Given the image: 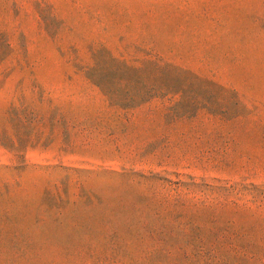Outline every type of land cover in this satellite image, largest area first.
I'll list each match as a JSON object with an SVG mask.
<instances>
[{
    "label": "rangeland",
    "instance_id": "rangeland-1",
    "mask_svg": "<svg viewBox=\"0 0 264 264\" xmlns=\"http://www.w3.org/2000/svg\"><path fill=\"white\" fill-rule=\"evenodd\" d=\"M101 49L209 91L110 107ZM0 264H264V0H0Z\"/></svg>",
    "mask_w": 264,
    "mask_h": 264
},
{
    "label": "trees",
    "instance_id": "trees-1",
    "mask_svg": "<svg viewBox=\"0 0 264 264\" xmlns=\"http://www.w3.org/2000/svg\"><path fill=\"white\" fill-rule=\"evenodd\" d=\"M85 78L110 107L124 111L136 109L152 100L170 99L173 101L170 110L177 109L186 115L199 105L194 92L196 87L199 94L209 91L208 81L190 71L155 59L131 64L113 57L104 49L93 54L92 66L86 70ZM12 151L18 152L19 149L14 147Z\"/></svg>",
    "mask_w": 264,
    "mask_h": 264
}]
</instances>
